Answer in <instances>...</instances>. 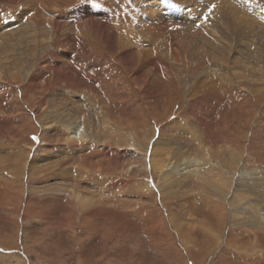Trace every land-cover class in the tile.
I'll list each match as a JSON object with an SVG mask.
<instances>
[{
  "label": "rangeland",
  "instance_id": "374dc122",
  "mask_svg": "<svg viewBox=\"0 0 264 264\" xmlns=\"http://www.w3.org/2000/svg\"><path fill=\"white\" fill-rule=\"evenodd\" d=\"M5 1L0 0L1 17L38 3ZM226 5L245 14L259 8L262 21L251 17L264 23V0H65L53 16L63 27L50 52L38 50V59L27 52L0 69V162L9 165L0 169V264H264V227L229 230L212 216L224 211L223 187L232 191L241 175L248 189L255 184L264 193V89L259 94L255 89L264 88V41L247 31L241 43L236 38L240 32L224 29L227 44L243 49L244 57L237 60L248 64L246 88L230 73L232 83L201 75L200 81L207 82L197 80L199 85L186 92L193 74L188 77L185 66L169 57L172 47L174 55L189 39L206 35L208 23L218 19L230 28L225 14L217 11ZM42 11L43 19L52 16ZM31 12L24 18H31ZM122 40L136 51L130 65L122 58L125 48L115 46ZM198 69L211 72L212 66L205 61ZM166 96L172 101L165 103ZM73 100L74 105L87 102L79 114L86 117L85 132L90 125L98 130L99 142L67 143L66 117L60 115ZM81 118L73 125L82 124ZM133 143L140 148L138 155L130 148ZM29 156L34 157L32 167ZM17 158L26 162L25 168L18 167ZM192 158L195 164L207 158L210 165L200 172L202 192L197 187L201 179L187 172L202 166L191 165ZM150 163L175 174L166 179ZM73 190L82 195L77 204ZM248 191L238 189L240 198L231 200L236 213L251 220L252 214L264 213V201ZM228 219L229 212L222 221ZM203 224L217 235L206 233Z\"/></svg>",
  "mask_w": 264,
  "mask_h": 264
},
{
  "label": "bare ground",
  "instance_id": "6f19581e",
  "mask_svg": "<svg viewBox=\"0 0 264 264\" xmlns=\"http://www.w3.org/2000/svg\"><path fill=\"white\" fill-rule=\"evenodd\" d=\"M10 0H6L4 4H7V2H9ZM37 3V5H35V7H30L29 10H25V11H22V12H17L15 15H12L11 13L9 14V16H5V17H1L0 16V69H3V67H6L7 64H12V63H8L13 61L14 63L17 62L18 59H23L24 58V55L27 53V52H31V55L29 57L33 58L34 56L37 57V59L41 56V51L39 52L38 50H43L45 48L48 49V51L50 52V48H51V45L55 42V38H56V35L61 32V28L63 27L62 25L58 24V20H56V17H53L55 12L57 11L58 8H61L64 4H65V0H35ZM27 2H31V1H27ZM22 3V2H21ZM3 4V5H4ZM197 5H200V3H196ZM2 6V5H1ZM255 6V5H254ZM5 7V6H4ZM197 7V6H196ZM228 7L229 10H231L233 12L234 15L229 14V12L227 11L226 8ZM224 8L221 6L218 8L217 11H220L222 13L225 14L224 18L225 20L231 25V27H227V24L225 22H219V20L217 19V21L209 24L208 23V26H209V32L206 34V35H203L201 34L200 36H197V37H193L191 39H189L188 43H184V45H180L182 48L180 49V47L178 46V49L176 50V53L171 54V52L173 51V49H176L175 47L173 48L172 47V51L170 52V58L173 56V58L178 62H180L181 64H183L185 66V68L187 69L188 73L187 76L189 77L190 74H193V77L191 78H188L187 79V83H188V88L185 89L186 92H189L191 93L194 89L193 86H196L195 84H198L197 83V80L201 83V82H207V81H200V78L199 76L201 75H205L207 77H209V79L213 80V78H215L216 81H218L219 83L222 82V83H230L231 81H227L229 80V78H232V76H234V73H235V78H238L239 80L241 79L242 82L241 84L243 85L244 88L246 87H249V84H250V81L248 80V73L246 72L247 71V68H248V64L246 65V63H243L241 61H238L237 58H239L241 60V58L244 57V52H243V49L240 47H237L235 46V48H232L234 46V44H227V41L226 39L228 38V36L226 34L228 33H224V29L227 28V30H235V31H238L240 32L239 34L240 35H237V36H240V37H236V38H240L241 40V43L242 42V39L245 35L248 34L247 31H250V32H254V35L259 38L261 41H264V38L261 36L263 35L264 36V23H258L257 20L253 19V17H251L252 15H256V17H258V20H261V15H262V12H261V9L258 8V11H255L253 13H251V11L247 12L245 14V12L242 10V9H239L237 8L236 9H230L231 6H228L226 5ZM42 8L46 9L47 11H49V13L52 15V16H45L47 17L46 19H43V11H42ZM2 8L0 7V13L2 12L1 11ZM4 10V9H3ZM196 10V9H195ZM33 12L31 18H24L25 15H27L28 12ZM45 11V10H44ZM46 11V12H47ZM237 11V12H235ZM16 12V11H15ZM14 12V13H15ZM31 12V13H32ZM7 12H5L4 14H6ZM8 14V13H7ZM48 14V13H47ZM48 14V15H50ZM104 14V13H103ZM24 15V16H23ZM222 17V16H221ZM2 18H4L6 21H3ZM221 20V18H219ZM3 21V22H2ZM64 22V20H62ZM61 21V22H62ZM262 21V20H261ZM258 23V24H257ZM47 25V26H46ZM139 25V24H138ZM259 25V26H258ZM146 27V26H145ZM189 34L190 33V30H186ZM147 32V31H146ZM246 32V33H245ZM186 34V33H184ZM195 34H198V33H195ZM243 34V35H242ZM261 34V35H260ZM176 34H172V36H174ZM190 35H193L192 33H190ZM177 36V35H176ZM178 36H180V34H178ZM152 38V37H151ZM176 41V40H175ZM181 41V40H180ZM124 41H120V42H117L118 45L115 44V46L117 48H125V51H124V54L122 56L123 59H125V63H127V65H130L132 64V62H135L136 61V57H133L134 56V52L136 51H133V49H129L128 50V47H131V46H127L126 43H123ZM182 42V41H181ZM113 44V43H112ZM124 44V45H123ZM220 46H219V45ZM228 46H227V45ZM55 45V43H54ZM127 47V48H126ZM140 47V46H139ZM134 48V47H132ZM168 49H170L171 47H167ZM135 49H138V53L140 52V48H136ZM45 51V50H44ZM230 51L231 52H235V53H238L240 54L239 57H231L230 58ZM174 52V51H173ZM181 52V53H180ZM56 53V52H55ZM52 55V54H51ZM58 56V54H57ZM152 56V55H151ZM176 58H175V57ZM28 58V57H27ZM154 58V57H153ZM152 58V59H153ZM172 58V59H173ZM138 59V58H137ZM146 59V58H145ZM144 59V60H145ZM151 59V58H150ZM151 59V60H152ZM32 60V59H31ZM139 60V59H138ZM137 60V61H138ZM143 60V61H144ZM147 60V59H146ZM155 60V59H154ZM203 60V61H202ZM205 61H209V64L210 66H212V70H210L211 72H205L204 69H201L199 70L198 69V66H200L202 64V62H205ZM21 62V61H20ZM122 62V61H121ZM149 62V60H148ZM173 62V61H172ZM26 63V62H25ZM65 63V62H64ZM151 63V61H150ZM176 63V62H175ZM238 63H242L239 67V69L235 70L236 66L239 65ZM24 64V63H23ZM58 64V63H56ZM119 64V63H118ZM122 64V63H121ZM138 64V63H137ZM149 64V63H148ZM156 64V62H155ZM135 65V64H134ZM142 65V64H141ZM159 63L157 62V65H155V67H158ZM11 66V65H10ZM55 66V65H54ZM133 66V65H132ZM40 67V66H39ZM57 67V65H56ZM59 67V66H58ZM154 67V65H153ZM184 68V67H183ZM157 69V68H156ZM9 70V69H8ZM150 70V69H149ZM246 70V71H245ZM16 71V69H15ZM18 71V70H17ZM1 72V71H0ZM36 72V71H35ZM201 72V73H200ZM28 73V72H27ZM154 73V72H153ZM231 73V75H229ZM176 74V73H175ZM35 75V74H34ZM171 75V74H170ZM229 75V78H227V76ZM246 75V76H245ZM27 76V75H26ZM32 76H33V73H32ZM36 77V76H35ZM31 78V77H30ZM29 78V79H30ZM252 78V77H251ZM9 79V78H8ZM225 79V80H224ZM207 80V79H206ZM28 81V80H27ZM23 82V81H22ZM232 83V82H231ZM207 84V83H206ZM221 84V83H220ZM240 84V85H241ZM23 85V84H22ZM29 85V84H28ZM35 85V84H34ZM199 85V84H198ZM24 87V85H23ZM25 88H26V85H25ZM257 93L259 94L260 91L262 93V90L264 89L263 87L262 88H255ZM258 89V90H257ZM261 89V90H259ZM22 91V90H21ZM29 91V90H28ZM182 93V95H186L187 93ZM264 92V91H263ZM21 93V92H20ZM35 93V92H33ZM40 93V92H39ZM69 94H73V96H76V92L73 93V92H68ZM188 93V94H189ZM173 94V93H172ZM180 94V93H179ZM23 95V94H22ZM26 95V94H25ZM35 95V94H34ZM37 96V94H36ZM72 96V97H73ZM88 96V95H87ZM193 96V95H192ZM57 97V96H56ZM93 97V96H92ZM85 98V97H84ZM28 99V98H27ZM31 99V98H29ZM57 99V98H56ZM62 99V98H61ZM70 99V98H69ZM79 99V98H78ZM186 99V98H185ZM246 99L248 100V97H246ZM51 100V99H50ZM49 100V101H50ZM75 100V99H74ZM71 101V106H69V108H67L66 112H64L63 114H61L60 116L63 118V117H66L65 118V127H64V130L66 132H64L65 136L66 137V140H67V143H72L73 142H78L79 141L82 143L86 138L89 139V140H94L95 142H99V140L96 138L97 136V133L98 130H94V128H92V126L90 125L89 126V130L87 132H85L84 130V121H86V117L83 116V115H80V110H82V107H85L84 105H86V101L79 103L78 105H74L75 101ZM23 101V100H22ZM27 101V100H26ZM46 101V100H45ZM80 101V100H79ZM172 101V98L171 97H168L166 96L165 97V103H168V102H171ZM187 101V100H186ZM264 101V100H263ZM29 102V101H28ZM57 102V101H56ZM27 103V102H26ZM37 103V102H36ZM41 103V102H40ZM39 103V104H40ZM84 103V104H82ZM25 104V103H24ZM44 104V103H43ZM50 104V103H49ZM66 104V103H65ZM77 104V103H76ZM172 104V103H171ZM18 105V104H17ZM26 105V104H25ZM34 105V104H33ZM53 105V104H52ZM60 105V104H59ZM64 105V104H63ZM83 105V106H82ZM252 105V104H251ZM32 106V105H31ZM66 106V105H65ZM64 106V107H65ZM72 106H74L72 108ZM24 107V106H23ZM47 107V106H46ZM51 107V106H50ZM48 108V107H47ZM182 108V107H181ZM197 108V107H196ZM46 110V109H45ZM51 111L53 112V108H51ZM99 111V110H98ZM97 111V112H98ZM200 111V110H199ZM50 110H47V113H49ZM40 113V112H39ZM80 113V114H79ZM100 113V112H99ZM46 115V114H45ZM50 115V114H49ZM37 116V115H36ZM47 117V116H46ZM68 117V119H67ZM79 117H82L80 122L82 124H78V126L76 125H73V123L75 122V119L79 118ZM102 117V115H101ZM104 118V117H103ZM107 118V117H106ZM193 118V117H192ZM36 119V118H35ZM46 119V118H45ZM54 119V118H53ZM73 120V122H72ZM188 121V120H187ZM36 122V120H35ZM52 124V123H51ZM56 124V122L54 123ZM105 124V123H104ZM57 126V124H56ZM48 127H51V125H49ZM55 127V126H54ZM53 127V128H54ZM59 127V126H58ZM115 127V126H114ZM188 127V126H187ZM44 129V128H43ZM60 129V127H59ZM22 130V129H20ZM19 130V131H20ZM56 130V129H55ZM117 130V128H116ZM100 131V130H99ZM139 131V130H137ZM22 132V131H21ZM95 133L94 135L92 134ZM23 133V132H22ZM21 133V134H22ZM137 133V132H136ZM139 133V132H138ZM100 135V133L98 134ZM193 135V134H192ZM96 136V137H95ZM130 136V135H129ZM133 136V135H132ZM194 136V135H193ZM22 137V136H21ZM16 138V137H15ZM196 138V137H195ZM20 139V138H19ZM136 140V139H135ZM153 141V140H152ZM157 141V140H156ZM93 143V142H92ZM125 143V142H124ZM232 143V142H231ZM103 144V143H102ZM126 144V143H125ZM234 144V143H233ZM148 145V144H147ZM12 146V145H11ZM104 146V145H103ZM164 146V145H163ZM200 146V145H199ZM11 148V147H10ZM133 154L134 155H138L140 153V148L138 146H136L134 143L132 144V146L130 147ZM159 149V148H158ZM13 150V149H12ZM151 150V149H150ZM164 151V150H163ZM142 152V151H141ZM149 153V151H148ZM151 153V154H150ZM150 161H155V159L153 158L155 156V153H156V147H152V151L150 152ZM226 153V152H225ZM232 152H230L229 154H231ZM242 154V153H241ZM74 155V154H73ZM72 155V156H73ZM227 155V153H226ZM234 155V154H233ZM233 155H230V156H233ZM21 156V155H20ZM144 156V154H143ZM229 156V155H228ZM24 157V156H23ZM22 157V158H23ZM138 157V156H136ZM145 157V156H144ZM246 157V156H245ZM21 158V157H20ZM29 159H27L26 161H31L30 159L32 158V161L31 162H28L29 166L32 167L34 166L33 165V162H34V157H27ZM139 158V157H138ZM156 158V157H155ZM189 158V157H188ZM227 158V157H226ZM44 159V158H42ZM41 158L39 160H42ZM46 159V158H45ZM135 159V158H134ZM203 159V158H202ZM23 160V159H22ZM19 161V158H17L16 160H14L17 165H19L18 167H23L25 168V164L26 162L24 163L23 161ZM139 160V159H138ZM228 160V159H227ZM249 160V159H248ZM3 161V160H1ZM191 165H197L200 166L202 165L199 169H194V170H188L187 172H189V176H197L199 179H201V183H200V186H197L200 191L202 192L204 189H203V183H204V179L205 178H202L201 175V171H204V170H210L209 167L210 165H208V159L205 158L204 161H200V163H197L195 164L194 163V159L192 158V160H188ZM187 161V163H188ZM230 161V160H229ZM233 161V160H231ZM4 162V161H3ZM163 162V161H162ZM166 162V161H165ZM10 163V162H9ZM8 164V163H7ZM12 164V163H11ZM92 163H90L91 165ZM152 164V163H150ZM155 164L156 163H153L152 165H150V168H152L151 170L152 171H156V172H159L160 174L164 175V178H169L170 175H172L173 173L175 174V172H173V170H171V168H167V170H165L162 166H156L155 167ZM229 164V163H228ZM56 166H58L59 164L56 162L55 163ZM157 165V164H156ZM205 165H208V166H205ZM4 166H9V165H5V164H2V162H0V169L5 171L6 168ZM81 166V165H80ZM101 166V165H100ZM168 166V165H167ZM175 166V165H174ZM132 167H135V166H132ZM184 167V166H183ZM188 167V166H187ZM123 168V167H122ZM59 169V168H58ZM57 169V170H58ZM127 169V168H126ZM175 169V168H174ZM181 169V168H179ZM255 169V168H254ZM8 170V169H7ZM23 170V169H22ZM107 170V169H106ZM109 170V169H108ZM130 170H131V167H130ZM158 170V171H157ZM178 170V169H177ZM212 170V169H211ZM237 170V169H236ZM25 171V169H24ZM61 171H64V170H58L56 172H61ZM10 172L14 173V170H12V168H10ZM17 172V171H16ZM15 172V173H16ZM29 172V171H28ZM125 172V171H124ZM181 172V171H180ZM186 172V173H187ZM201 172V173H200ZM213 172V171H212ZM238 172V171H237ZM26 173V172H25ZM87 173V172H86ZM154 173V172H153ZM185 173V174H186ZM134 174V173H133ZM241 174V173H240ZM12 175V174H11ZM16 175V174H15ZM17 175H20V174H17ZM30 175V174H29ZM117 175V174H116ZM184 175V174H183ZM183 175H180V177H184ZM217 175V174H216ZM234 175V173L232 174ZM10 176V175H9ZM62 176V175H61ZM64 176V175H63ZM178 176V175H177ZM228 176V175H227ZM103 177V175H102ZM216 177V176H214ZM220 177V176H219ZM242 177L243 175L239 176V178L237 179L238 182H234L233 186L234 188H232V191L231 189L230 190H227L226 187H223V190L226 191V197L223 198V201L221 202H224V205H223V208H224V211L220 214V210L216 214H212V216H216L215 218L217 219V222L219 223H222L223 225L225 224V227H227V229H231V228H234V226L236 227L237 225L238 226H241V225H248V226H254L255 228L258 227V228H263L264 227V213H260V214H252L251 217L252 219L249 220V216H246V215H243V214H237L236 213V207L234 206L235 203H232V198L233 197H238L240 198L241 194L240 192H238V189L240 191H244L247 189L253 193H255L256 196H254V198L258 197H262L263 198V201H264V196L262 192H260L259 190H257L255 187L256 185H252L251 188L248 189V186L247 184L244 185V182L242 181ZM21 178V177H20ZM145 178V177H144ZM150 178V177H149ZM177 178V177H176ZM179 178V177H178ZM212 178V176H211ZM233 178V176H232ZM262 182H264L263 178L260 177ZM28 179V177H27ZM26 179V180H27ZM194 179V178H193ZM224 179V178H223ZM235 180V177L233 178ZM9 180V179H7ZM120 180V179H119ZM145 180V179H144ZM151 180V179H150ZM172 180V179H170ZM211 180V179H210ZM246 180V179H245ZM29 181V180H28ZM177 181H179L177 179ZM192 181V180H191ZM213 181V180H212ZM221 181V180H220ZM223 181V180H222ZM225 181V180H224ZM159 182V181H158ZM157 182V183H158ZM175 182V181H174ZM248 182V181H247ZM17 183V182H16ZM29 183V182H28ZM171 183V182H170ZM176 183V182H175ZM208 183V182H205V184ZM218 183V182H217ZM226 182H224L225 184ZM213 184V183H212ZM219 184V183H218ZM222 184V183H221ZM252 184V183H251ZM20 187L21 186V183L19 184ZM27 185V184H26ZM143 185V184H142ZM158 185V184H157ZM172 185H175L176 184H172ZM188 185V184H187ZM207 185V184H206ZM30 186V185H29ZM79 186V185H78ZM150 186V185H149ZM153 186V185H152ZM170 186V185H169ZM226 186V184H225ZM27 187V186H26ZM146 187V186H145ZM148 187V186H147ZM11 188H14V187H11ZM16 188V187H15ZM89 188V187H88ZM134 188V187H133ZM207 188V187H206ZM211 188V186H210ZM19 189V188H18ZM90 189V188H89ZM88 189V190H89ZM150 189V188H149ZM86 190V189H84ZM101 190V189H100ZM162 190H164L162 188ZM220 190V189H219ZM154 191V189H153ZM216 191V190H215ZM214 191V192H215ZM248 191V192H249ZM73 194H74V201L75 203L77 204L76 200H79L80 198L78 197H81L80 196V193L79 192H76V190H73L72 191ZM152 192V190H151ZM163 192V191H161ZM213 192V193H214ZM4 193V192H3ZM27 193V192H26ZM205 193V192H204ZM218 193V192H217ZM223 193V192H222ZM5 194V193H4ZM78 194V195H77ZM93 194V193H92ZM163 194V193H162ZM11 195V194H10ZM9 195V197H10ZM95 195V194H94ZM206 195V194H205ZM4 196V195H3ZM2 196V197H3ZM14 196V194L12 195ZM11 196V197H12ZM87 196V195H86ZM89 196V195H88ZM199 196V195H198ZM213 196V195H212ZM245 196V195H244ZM20 198V197H19ZM78 198V199H77ZM211 198V197H210ZM21 199V198H20ZM86 198H83V200L85 201ZM219 199L220 196H219ZM261 199V198H260ZM6 198L4 199V202ZM9 200V199H8ZM11 200V199H10ZM13 200V199H12ZM12 200H11V203H12ZM17 200V199H16ZM24 200V199H23ZM208 200V199H207ZM14 201V200H13ZM214 200H212L213 202ZM257 201V200H256ZM94 202V201H93ZM92 202V204H93ZM200 202V201H199ZM204 202V201H203ZM219 202V201H218ZM202 203V202H201ZM205 203V202H204ZM245 203V202H244ZM7 204V202H6ZM5 204V205H6ZM10 204V203H9ZM258 204V203H257ZM263 204V203H262ZM12 205V204H11ZM14 205V204H13ZM137 206L139 205L140 207V204L137 203L136 204ZM210 205V204H209ZM239 205V204H238ZM8 206V205H7ZM244 206V204L242 205ZM9 207V206H8ZM6 207V208H8ZM15 207V206H14ZM18 207V206H17ZM214 207H216L214 205ZM238 207V206H237ZM241 207V205H240ZM12 208V207H11ZM34 208V207H33ZM168 208V207H167ZM166 208V209H167ZM259 208L261 209V205H259ZM145 209V208H144ZM218 209V208H217ZM241 209V208H240ZM239 209V210H240ZM9 210V208L7 209ZM209 210V209H207ZM242 210V209H241ZM252 210H255V209H252ZM73 211V205L70 206V214L71 212ZM169 211V210H168ZM183 211V210H182ZM39 212V211H38ZM149 212V211H148ZM173 212V211H171ZM213 212V211H212ZM229 212V217L231 218V220H229L228 222H224L222 221L223 220V217L226 216ZM11 213V212H9ZM23 213V212H22ZM181 213V212H180ZM193 213V212H192ZM215 213V212H214ZM160 216V215H159ZM260 216V217H259ZM263 216V217H261ZM146 217V216H145ZM172 217V216H171ZM183 217V215H182ZM18 218V217H17ZM159 218V217H158ZM178 218V217H177ZM161 219V218H160ZM170 219V218H169ZM90 221V220H89ZM159 221V220H158ZM157 221V222H158ZM163 221V220H162ZM169 220H167L168 222ZM179 223V222H178ZM219 223V224H220ZM16 224V223H15ZM161 224V223H160ZM159 225V224H158ZM169 225V224H168ZM171 225V224H170ZM176 225V224H175ZM86 226V225H85ZM150 226V225H148ZM222 226V225H221ZM151 227V226H150ZM153 227V226H152ZM161 227V226H160ZM159 227V228H160ZM162 228V227H161ZM160 228V229H161ZM170 228V227H169ZM173 228V227H172ZM203 228H204V231L206 233H213V234H216L217 235V232L215 231V229L211 226H208L206 224H203ZM257 228V229H258ZM114 229V228H113ZM163 229V228H162ZM161 229V230H162ZM109 230V229H108ZM191 231H193L192 229H190ZM159 231V230H158ZM106 232V231H105ZM164 233V232H163ZM166 234V233H165ZM169 234H172V232H170ZM178 234V233H177ZM184 234V233H183ZM255 234V233H254ZM180 235V234H179ZM177 237V236H176ZM250 237V236H249ZM6 239V238H5ZM183 239V238H181ZM185 239V238H184ZM72 240V239H71ZM224 240V239H222ZM226 240V239H225ZM22 241V240H21ZM7 242V241H6ZM223 242V241H222ZM231 243V242H230ZM1 244V243H0ZM222 244V243H221ZM10 245V244H9ZM1 246V245H0ZM225 246V245H224ZM5 247V246H4ZM6 248H4L3 252L5 251ZM8 249V248H7ZM188 250V249H187ZM260 250V249H259ZM190 251V250H189ZM2 252V253H3ZM243 253V252H242ZM224 258V257H223ZM257 261V260H256ZM261 263V262H260Z\"/></svg>",
  "mask_w": 264,
  "mask_h": 264
},
{
  "label": "snow or ice",
  "instance_id": "6c2138e0",
  "mask_svg": "<svg viewBox=\"0 0 264 264\" xmlns=\"http://www.w3.org/2000/svg\"><path fill=\"white\" fill-rule=\"evenodd\" d=\"M213 7H214V6H213ZM32 139H33L34 141H38V138H37L36 136H33Z\"/></svg>",
  "mask_w": 264,
  "mask_h": 264
}]
</instances>
